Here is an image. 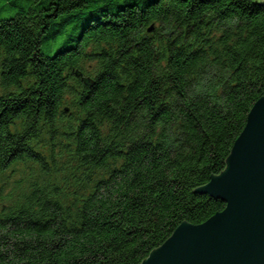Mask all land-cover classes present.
<instances>
[{
	"label": "trees",
	"instance_id": "1",
	"mask_svg": "<svg viewBox=\"0 0 264 264\" xmlns=\"http://www.w3.org/2000/svg\"><path fill=\"white\" fill-rule=\"evenodd\" d=\"M252 1L0 0V264H139L224 208L192 190L264 96Z\"/></svg>",
	"mask_w": 264,
	"mask_h": 264
},
{
	"label": "water",
	"instance_id": "2",
	"mask_svg": "<svg viewBox=\"0 0 264 264\" xmlns=\"http://www.w3.org/2000/svg\"><path fill=\"white\" fill-rule=\"evenodd\" d=\"M264 6V0H253ZM151 27L148 31H151ZM219 175L193 188L225 206L200 224L182 220L139 264H264V96L252 105Z\"/></svg>",
	"mask_w": 264,
	"mask_h": 264
}]
</instances>
